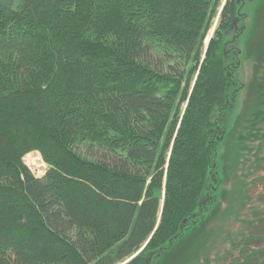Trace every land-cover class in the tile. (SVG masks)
<instances>
[{
	"label": "trees",
	"instance_id": "16d2710c",
	"mask_svg": "<svg viewBox=\"0 0 264 264\" xmlns=\"http://www.w3.org/2000/svg\"><path fill=\"white\" fill-rule=\"evenodd\" d=\"M251 1L0 0V264H264Z\"/></svg>",
	"mask_w": 264,
	"mask_h": 264
},
{
	"label": "rangeland",
	"instance_id": "374dc122",
	"mask_svg": "<svg viewBox=\"0 0 264 264\" xmlns=\"http://www.w3.org/2000/svg\"><path fill=\"white\" fill-rule=\"evenodd\" d=\"M250 2H252V1L251 0H247V2L242 7L243 12H244V9H245L246 12L248 13V18H247L245 23L240 22L239 25L245 24L248 27L249 23L251 24L252 16H251L250 10L252 8V4ZM217 23H218V17L214 20V22L212 24V27H211V29L208 32V36L205 39L204 44L206 46L209 44V41H210L211 37L214 34V31H215V28L217 26ZM234 36L235 35L232 33V37H234ZM246 74L249 75V71H246ZM239 107H240V99L235 102L234 107L229 112V115L227 117L228 125H232L233 119H234L235 115L237 114V112L239 111ZM24 161L29 166L31 171L38 177L44 176L46 174L47 170H48V164L45 162V160L42 157V154L39 151H32L31 153L27 154L25 156V158H24ZM258 173L261 174V176H264V169L259 170ZM256 176H257V174H255L253 177L256 178ZM231 185L228 186L230 189L232 188ZM251 187H252L251 195L254 198V200H253L254 203L258 204L259 201L261 203H263V201L260 200V193L264 192V184L260 183L255 188H254V186L251 185ZM241 226H242L241 223L240 224L234 223L233 220H232L231 222H228V224L224 225L223 227L225 228L224 229L225 233L229 232V233H231L233 235V233L234 234L238 233V231L241 229ZM224 237L226 238V234L217 235V237H215V241L218 244L215 247L217 249L214 251V254H217L218 252L225 251V248L228 247V245H230V243L224 244L226 242V241H224ZM135 256H137V255H134V257Z\"/></svg>",
	"mask_w": 264,
	"mask_h": 264
}]
</instances>
